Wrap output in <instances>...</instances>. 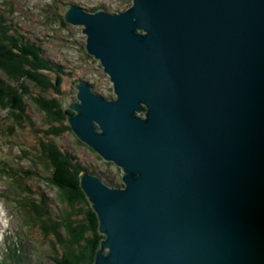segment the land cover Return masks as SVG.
<instances>
[{"label": "water", "instance_id": "obj_1", "mask_svg": "<svg viewBox=\"0 0 264 264\" xmlns=\"http://www.w3.org/2000/svg\"><path fill=\"white\" fill-rule=\"evenodd\" d=\"M116 99L77 84L71 129L122 169L81 186L95 264H264V0L71 5Z\"/></svg>", "mask_w": 264, "mask_h": 264}, {"label": "rangeland", "instance_id": "obj_2", "mask_svg": "<svg viewBox=\"0 0 264 264\" xmlns=\"http://www.w3.org/2000/svg\"><path fill=\"white\" fill-rule=\"evenodd\" d=\"M120 1L0 0V13L8 15L9 21L13 22L21 34L40 47L46 58L62 67L58 92L49 89L46 93L34 83L27 82L33 97L57 98L65 109L71 110L70 106L78 102L77 84L80 81H86L98 95L106 99H116L109 74L104 71L101 62L89 55L86 50L87 37L83 33L82 26L67 23L68 26L64 27L60 23L59 16L65 15L71 5L81 6L91 12L93 6L103 4L113 9L120 4ZM106 12L114 13L113 11ZM50 76L51 81H55L56 74L52 73ZM25 104L28 119L23 120L19 125L13 121L12 128L15 123L19 127L12 130V135L7 132L6 112L0 110V164L9 162L15 165L17 171L23 175L29 174L25 171L34 172L35 178L30 182L31 190L38 196L45 195L47 202L52 206L53 215H60L65 210L61 205L60 194L57 188L47 183L46 178L49 172L45 167L35 164L24 153L26 151L37 159L40 139L47 138L63 152L75 156L89 173L96 171L100 176L108 178L115 176L123 185L121 168L113 162L104 160L90 146L81 141L72 129L63 130L59 136H46L44 131L49 126L47 115L38 108L32 98L26 97ZM53 124L57 127L62 126L55 122ZM63 125L70 127L68 120ZM97 174L95 176H98ZM26 182L27 180H24L25 185ZM17 199L18 196L13 187L0 176V264H55L54 252L57 249L61 251L62 247L56 245L52 248L49 243L46 244L47 239L42 237L39 227L27 228L25 226L26 217L18 210ZM13 244L18 247L16 250L20 251L22 259L12 260L7 257V248Z\"/></svg>", "mask_w": 264, "mask_h": 264}, {"label": "trees", "instance_id": "obj_3", "mask_svg": "<svg viewBox=\"0 0 264 264\" xmlns=\"http://www.w3.org/2000/svg\"><path fill=\"white\" fill-rule=\"evenodd\" d=\"M131 4L132 0H121L113 9L103 4L93 6L91 12L105 10L121 13ZM8 17L0 13V110L6 112L7 132L12 135V130L19 127L16 123L19 125L28 119L25 104V98L28 97L47 115L49 126L44 134L49 137L59 136L63 130H71V127L63 124L74 112L72 109H65L57 98L33 97L27 82L34 83L46 93L49 89L58 92L62 67L46 58L41 48L21 34ZM59 18L61 25L67 27L65 15H60ZM52 73L56 74L55 81H51ZM13 121L16 123L12 128ZM54 122L62 126L57 127ZM24 153L28 159L31 158L37 165H43L49 172L47 183L57 188L61 205L65 209L60 215H53L52 206L47 202L45 195L38 196L31 190L30 182L35 178V173L25 171L29 174L23 175L17 171L15 165L3 162L0 164V176L6 179L16 192L17 208L26 217L25 226L39 227L42 237L47 239L46 244L49 243L52 248L56 245L62 247L61 251L57 249L54 252L55 264H95L96 254L104 236L99 232L98 216L81 186L80 174L89 172L88 169L75 156L63 152L47 138L39 141L37 159L26 151ZM90 173L97 174L96 171ZM100 177L104 178L108 186L123 187L115 176ZM24 180H27L26 185ZM16 249V244L9 245L6 251L9 259H22L20 251Z\"/></svg>", "mask_w": 264, "mask_h": 264}, {"label": "bare ground", "instance_id": "obj_4", "mask_svg": "<svg viewBox=\"0 0 264 264\" xmlns=\"http://www.w3.org/2000/svg\"><path fill=\"white\" fill-rule=\"evenodd\" d=\"M21 239V238H20Z\"/></svg>", "mask_w": 264, "mask_h": 264}]
</instances>
